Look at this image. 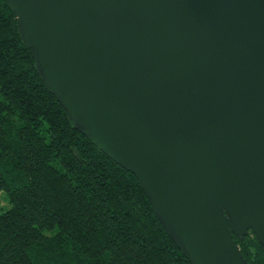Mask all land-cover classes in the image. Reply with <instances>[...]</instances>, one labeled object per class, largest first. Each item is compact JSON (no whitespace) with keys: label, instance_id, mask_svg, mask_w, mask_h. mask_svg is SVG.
Masks as SVG:
<instances>
[{"label":"water","instance_id":"1","mask_svg":"<svg viewBox=\"0 0 264 264\" xmlns=\"http://www.w3.org/2000/svg\"><path fill=\"white\" fill-rule=\"evenodd\" d=\"M71 125L135 173L192 264L264 244V0H4Z\"/></svg>","mask_w":264,"mask_h":264},{"label":"trees","instance_id":"2","mask_svg":"<svg viewBox=\"0 0 264 264\" xmlns=\"http://www.w3.org/2000/svg\"><path fill=\"white\" fill-rule=\"evenodd\" d=\"M0 264H192L135 173L73 127L0 0ZM264 264L252 229L233 233Z\"/></svg>","mask_w":264,"mask_h":264},{"label":"rangeland","instance_id":"3","mask_svg":"<svg viewBox=\"0 0 264 264\" xmlns=\"http://www.w3.org/2000/svg\"><path fill=\"white\" fill-rule=\"evenodd\" d=\"M0 206H4V207L8 206L2 192H0Z\"/></svg>","mask_w":264,"mask_h":264}]
</instances>
